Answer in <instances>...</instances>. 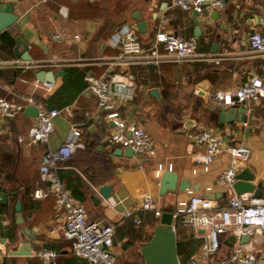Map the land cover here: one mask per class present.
Masks as SVG:
<instances>
[{
	"label": "crops",
	"instance_id": "crops-1",
	"mask_svg": "<svg viewBox=\"0 0 264 264\" xmlns=\"http://www.w3.org/2000/svg\"><path fill=\"white\" fill-rule=\"evenodd\" d=\"M85 1L0 0L10 3L16 16L10 25L0 30H5L12 39L11 55L1 52L0 59L16 58L12 48L17 37L27 45L30 61L51 60L57 65L43 70L63 71L53 76L49 88H44L33 85L37 79L35 72L40 68L15 74L14 68L2 67L0 96L17 100L11 93L30 95L33 102L29 104L46 109L70 106V112L64 116L57 114L51 118L52 129L46 142L32 143L25 135L33 118L22 112L27 103L12 118L0 117V151L14 155L16 174L14 184L10 182V186L5 187L10 189H0L6 193L5 201L0 203V264H47L35 254L42 247L56 252L53 264H89L71 252L70 241L62 236L63 214L54 205L53 196L34 198L31 195L33 188L43 185L37 175L39 155L45 149L55 148L73 125L80 130L82 145L74 148L56 174L62 184H68L63 186L83 204L88 219L105 220L114 225L112 250L117 264L143 263L140 245L150 237L157 223L152 226L149 218L157 217L158 221L152 208L161 212L173 210L178 201L189 196L187 189L177 188L181 178L191 184L188 189L192 193L210 196L219 205L225 204L234 192L232 187L218 181L220 172L229 164V153L222 150L204 169L196 160L202 146L186 136L188 130L209 129L221 137L224 144L248 146L249 155L238 162L236 172L246 171V175H251L249 182L259 185L264 195V102L246 100V105L253 107L249 119L226 122L219 120L218 113L227 105L209 97L214 91L235 88L252 75H264V55L252 52L248 45L250 32L264 31V0H224L223 7H206L198 13L173 6L172 0H131V13L139 11L146 30L139 33L131 16L125 23L135 24L143 45L150 44L155 31L161 28L183 37L192 36L197 50L224 55L219 64L167 62L115 68V71L129 73L133 80L129 87L131 96L112 97L116 117L126 123L127 132L131 125L142 126L154 144L152 155L139 156L118 153L120 146L108 142L113 123L98 106L96 96L86 88L83 74H100L105 68L101 61L118 51L111 39L120 25L97 36L103 13L91 12L87 6L90 2ZM60 7L64 9L63 15ZM53 32H59L57 40L51 38ZM212 43H216L215 49ZM113 88L111 86V90ZM150 88H156L157 94L149 93ZM88 118L90 122L80 126ZM158 163L163 165L159 172L156 171ZM168 164L177 175L175 188L160 192V176L168 169ZM102 184L111 186L107 198L98 192ZM144 192L150 194L151 209L142 207ZM15 200L20 203V223L14 221ZM21 228L33 234L26 244L30 253L10 254V250L19 246L24 248L18 239ZM200 230L176 223V241H190L194 244L192 251H196L205 232ZM224 240L218 252L201 260V264H219V258L236 242L234 239L229 245ZM244 246L264 264V230L249 235Z\"/></svg>",
	"mask_w": 264,
	"mask_h": 264
},
{
	"label": "built area",
	"instance_id": "built-area-1",
	"mask_svg": "<svg viewBox=\"0 0 264 264\" xmlns=\"http://www.w3.org/2000/svg\"><path fill=\"white\" fill-rule=\"evenodd\" d=\"M172 5L198 13L206 7H223L224 0H172ZM59 12L63 15L64 9L60 7ZM51 38L57 40L59 32L51 33ZM111 40L113 45L118 47V51L101 61L105 68L100 74L95 75L89 72L84 74L86 88L96 96L98 106L106 111V116L113 123V129L107 135L108 142L121 147L130 146L138 154L152 155L155 148L147 131L135 124L129 126L127 132L126 123L116 117L118 115L112 97L131 96L129 87L133 84V80L129 73L115 71V68H127L131 65H157L167 62L211 61L219 64L224 55L197 50L196 41L192 36L183 37L161 28L155 31L153 40L145 46L135 31L134 23L120 25ZM248 45L252 52L264 55V31L250 32ZM55 65L57 63L51 60L32 62L19 58L0 59V68L26 70L44 69ZM33 85L49 88L51 82L35 79ZM111 86L115 87L114 90H111ZM11 94L16 96L17 100L0 96L1 118H12L26 103L33 102L30 95L14 92ZM209 97L225 105L241 100L257 99L264 102V75H252L235 88L214 91L209 94ZM61 112H70V106L50 109L37 106L36 113L25 130L28 141L46 142L52 129L51 118ZM79 135V128L73 125L55 148L41 152L37 163V175L43 185L33 188L31 195L34 198L44 197L47 194L53 196L54 205L60 208L63 214L62 236L70 241L73 254L86 259L89 264H117L112 250L114 225L105 220L88 219L83 204L63 186L56 174V170L71 155L74 148L82 145ZM186 136L202 146V151L197 154L196 160L202 163L204 169L222 150L229 153V164L220 172L218 181L223 186L231 187L235 180L237 164L247 159L249 147L241 143L224 144L221 137L209 129L188 130ZM20 138L18 135L17 139ZM162 169L163 165L158 163L156 171L159 172ZM168 169H171V164H168ZM187 191L189 196L178 201L171 210V228L175 230L176 223H178L195 230L204 229L205 232L198 249L188 253L180 264H201V260L218 252L223 239L230 234L234 235L236 242L219 258L218 263L259 264L256 254L246 249L239 239L241 235H254L264 230V195H255L252 191L233 192L225 204L219 205L210 196L194 194L191 189ZM150 199L148 192L142 194L144 209L152 208ZM152 210L154 215H160V209L152 208ZM35 254L47 264H53L56 252L42 247Z\"/></svg>",
	"mask_w": 264,
	"mask_h": 264
},
{
	"label": "water",
	"instance_id": "water-1",
	"mask_svg": "<svg viewBox=\"0 0 264 264\" xmlns=\"http://www.w3.org/2000/svg\"><path fill=\"white\" fill-rule=\"evenodd\" d=\"M15 14L12 12V7L10 3L0 2V30L6 28L15 20ZM131 17L135 20L136 28L139 33H144L146 30L145 20L141 18L139 11L136 9L131 13ZM198 26L196 27V30ZM18 44H21V48H18ZM213 49L216 48V43H212ZM27 45L20 41L17 37L14 38V46L12 48L13 55L16 58H21L23 60H29V55L26 53ZM13 73V71H12ZM57 74H63L61 69L51 71L50 69H39L35 72V76L38 80L51 81L53 76ZM149 93L156 95V88H150ZM236 100V99H235ZM253 111V107H248L246 105V100L234 101L232 104L227 105V107L219 111V120H242L245 121L249 119ZM22 112L27 115L34 116L36 113V107L31 104H27L23 107ZM247 112V113H245ZM91 118H88L87 122L80 124L84 126L90 122ZM118 153L123 152L126 156H139L137 152H134L130 146L118 147ZM177 175L170 169H166L162 172L160 176V192L165 189H174ZM251 175H246V171L236 172L235 180L232 183V189L235 193H240L244 191L253 190L255 195H261L259 185L254 186L249 180ZM191 184L187 179L181 178L177 188L179 190L190 188ZM110 185L102 184L98 186V192L103 198H107L110 195ZM6 198V193L0 191V203L4 202ZM16 212L14 216V221L16 223L21 222V217L19 214L20 203L18 200L14 201L13 206ZM200 231H203L201 229ZM33 234L26 230L25 228L20 229L18 239L23 243L24 248L21 246L10 250V254H29L30 250L26 247V244L30 242ZM235 237L230 234L225 238L224 243L231 245ZM197 242V238L193 239ZM248 235H241L239 241L241 243L247 242ZM26 247V248H25ZM140 253L143 256L142 264H180L183 257L177 253L176 250V237L175 232L171 228V210H163L158 216V221L154 225L150 237L140 245ZM262 264V263H259Z\"/></svg>",
	"mask_w": 264,
	"mask_h": 264
},
{
	"label": "trees",
	"instance_id": "trees-1",
	"mask_svg": "<svg viewBox=\"0 0 264 264\" xmlns=\"http://www.w3.org/2000/svg\"><path fill=\"white\" fill-rule=\"evenodd\" d=\"M90 2V5H87L88 8H90L91 12H98L103 13V19L101 22V25L98 28L97 36H102L108 32H110L115 26L122 25L125 23V20L127 18H131V0H86L85 2ZM103 7L105 8L103 10ZM102 8V9H101ZM132 19V18H131ZM11 46H12V39L7 34L5 30L0 32V53L4 52L5 55L10 56L11 55ZM30 70V69H26ZM15 74L20 71V69L15 68L13 69ZM81 74V73H80ZM82 75V74H81ZM84 75V74H83ZM80 80V76H79ZM83 84V82H82ZM86 84V82H85ZM14 156V155H12ZM11 154L8 152L0 151V166L3 167V165H7L6 169H2L0 167V189H10L5 188L7 186H10L9 183L12 182L14 184V180L16 177L15 171H14V161L15 158L12 157ZM68 185V184H63ZM74 190V189H73ZM139 215V219H140ZM140 221V220H138ZM149 221L152 223V226L157 222V217H151L149 218ZM117 232L119 234H122V231L117 228ZM194 244L190 241H176V250L179 255H181L183 258L193 250Z\"/></svg>",
	"mask_w": 264,
	"mask_h": 264
},
{
	"label": "rangeland",
	"instance_id": "rangeland-1",
	"mask_svg": "<svg viewBox=\"0 0 264 264\" xmlns=\"http://www.w3.org/2000/svg\"><path fill=\"white\" fill-rule=\"evenodd\" d=\"M65 113L61 112L59 115L64 116Z\"/></svg>",
	"mask_w": 264,
	"mask_h": 264
}]
</instances>
